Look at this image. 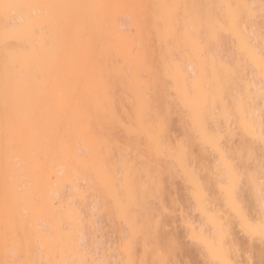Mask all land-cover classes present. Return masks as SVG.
Instances as JSON below:
<instances>
[{
    "label": "snow or ice",
    "instance_id": "obj_1",
    "mask_svg": "<svg viewBox=\"0 0 264 264\" xmlns=\"http://www.w3.org/2000/svg\"><path fill=\"white\" fill-rule=\"evenodd\" d=\"M174 115L185 128L175 142ZM237 135L248 143L233 153L225 140ZM194 145L210 164L197 167ZM257 145L264 150V0H0V264H137V238L147 251L160 227L152 202L165 171L188 186L201 222L181 216L207 264H233L229 218L264 239ZM240 162L256 165L247 172L255 221L238 196ZM107 201L122 238L101 253L86 225L99 232ZM154 264H168L163 251Z\"/></svg>",
    "mask_w": 264,
    "mask_h": 264
},
{
    "label": "bare ground",
    "instance_id": "obj_2",
    "mask_svg": "<svg viewBox=\"0 0 264 264\" xmlns=\"http://www.w3.org/2000/svg\"><path fill=\"white\" fill-rule=\"evenodd\" d=\"M123 34L119 39L123 40ZM11 46H16V42H11ZM116 110L123 114L121 105L122 96L119 86L116 88ZM111 134L125 143L128 138L122 130L112 129ZM185 135V128L182 126L180 117L174 115L169 123L168 136L175 142ZM248 141L240 135L235 138H226L225 145L233 153ZM192 152L196 156L195 163L197 167L205 160L211 163V157L204 156L199 145L192 147ZM257 157L264 155V150L259 145L256 146ZM238 166L244 171L245 179L242 181L238 196L245 208L247 215L253 221L260 218V210L257 205L256 197L252 186L247 180V172L256 167L255 162H240ZM206 187L213 197H218V190L215 181H210L208 175H202ZM162 188L159 197L152 202V213L160 217V227L158 232L153 236L149 233L147 243L149 245L146 251L145 237L142 235L137 238L133 249V256L137 264H154L158 251H163L168 260V264H207L208 257L205 250L198 244L188 238V230L183 224L181 211L187 213L197 223L201 222L199 213L194 212V201L192 200L188 186L181 178L170 175L167 171L163 172L161 177ZM67 194V193H66ZM94 194L90 193L87 203H82V210L87 217L90 215L89 208L93 202ZM217 205L222 207L223 201L217 199ZM102 212L96 216L95 224L99 228L98 233H94L91 226L86 225V233L89 236V244H92V237L96 235L103 241L100 251H107L109 247H115L121 240V226L116 220L114 209L111 201L101 205ZM164 208L169 209L164 212ZM230 235L226 245L230 251V258L233 264H264V239L259 237L253 238L243 231L240 223L235 218H229Z\"/></svg>",
    "mask_w": 264,
    "mask_h": 264
}]
</instances>
